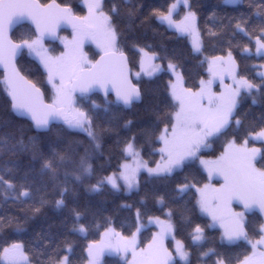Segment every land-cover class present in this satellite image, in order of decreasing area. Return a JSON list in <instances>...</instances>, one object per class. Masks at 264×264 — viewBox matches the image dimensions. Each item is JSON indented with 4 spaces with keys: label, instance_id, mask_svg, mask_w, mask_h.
<instances>
[{
    "label": "snow or ice",
    "instance_id": "obj_1",
    "mask_svg": "<svg viewBox=\"0 0 264 264\" xmlns=\"http://www.w3.org/2000/svg\"><path fill=\"white\" fill-rule=\"evenodd\" d=\"M180 2L174 0L167 11L153 9L150 16L173 29L178 39H186L193 55H202L204 41L197 14L191 10L188 0H183L185 12L177 18L175 13ZM130 3L131 0H123L125 6ZM225 3H243V0H225ZM82 5L85 14L77 15L72 6L56 3V0L47 4L39 0H0V69L3 70L0 85L10 103V112L30 121L29 127L36 133H48L62 125L64 131L82 134L86 138L69 140L63 148L47 149L41 146L36 135L25 139L22 129L18 138L12 135L0 138V153H31L32 159L40 161L41 171L49 174L50 182V187L49 184L35 186L26 173L17 182L13 177L18 169L5 165L0 172V196L4 204L9 208L31 211L33 215L45 206H52L57 210L67 209L74 217L63 238L47 232L37 234L28 243L5 242L6 246L0 249V264H101V256L106 251L130 253L132 258L127 261L125 257L126 264H191L188 245L176 239V213L171 209L164 211L168 203L165 196L159 194H155L154 199L161 206L164 218L148 216V223L157 231L143 247L138 243L143 219L137 209L135 231L131 235L115 231L106 219L107 226L99 233L100 239L90 240L83 250L87 253L86 259L75 257L76 244L68 235L79 234L87 239L90 226L81 222L83 213L79 208L69 206L67 185L71 179L77 184L87 182L88 190L93 192H102L107 187L113 192L131 193L139 191L137 177L141 170L150 178L167 180L197 160L202 172L197 170L191 178L185 176L170 193L172 203L190 197L185 202V211L198 210L210 220L206 226L197 223L192 227L189 233L192 244L202 248L207 240L205 227L219 225L222 244L234 245L243 241L250 246V251L245 249L241 254L242 258H235V264H264V224L250 235L246 220L248 213L257 209L264 216V162L260 167L256 166L258 156L264 161V150L248 147L249 139L264 140V127L255 131L250 126L249 135L243 142H238L236 133H233V138L225 141L222 151L214 158L204 159L202 156V150L209 148L211 142L228 135L245 94L252 98L253 105L264 104V73H259V84L241 76L232 53L235 37L241 36L244 41L242 52L251 55L250 45L254 42L255 54L264 59V0H260L259 5L256 0H248L249 9L256 8L254 13L227 17V22L222 20L216 31L209 30L210 36L226 43L228 52L226 56L204 57L200 64H207V78L202 76L198 85L192 87L186 86L184 75L178 71L175 51L161 56L152 50L151 45L141 46L135 40L130 45L139 53V71L135 73L134 82L131 62L114 23L115 17L121 13L120 5L114 3L108 11H105L102 0H82ZM137 12L135 7L126 8L129 20L137 18ZM22 23H29L31 27L17 41L11 33L14 26ZM62 25L71 27V39L58 35L57 29ZM47 40H59L63 50L56 54L54 49L45 46ZM88 42L97 49L92 55L84 50ZM235 46L240 47V42ZM25 51L43 69L44 83L34 82L23 74L25 69L19 66L18 57H22ZM156 60H167V69L162 63H155ZM165 71L171 73L164 86L165 94L162 97L153 94L149 110L154 120L141 133L154 153L159 154V159L154 166L143 160L135 136L118 139L116 145L123 158L118 170L107 172L91 183L97 175V162L104 158V137L116 131L118 113L144 99L143 77L152 81ZM217 81L219 91L214 87ZM49 90L51 102H46ZM101 92L104 94L103 105L93 101L87 109L76 106L77 93L81 98L91 99L92 95ZM110 94H114V100L108 99ZM101 112L107 126L98 122ZM261 122H264V116ZM131 123L126 121L122 127L130 128ZM235 125L238 132L244 121L236 118ZM99 167L106 171L103 163ZM191 198H194V204L188 208ZM234 205H239L241 210H236ZM123 207L131 206L125 204ZM28 219L27 214L19 217L10 214L7 208L2 209L0 233L23 234ZM191 223V216L181 213V224ZM100 227L95 225L97 231ZM169 237L174 241V251L166 244ZM200 257H216L214 264H233L231 256L214 247L202 250Z\"/></svg>",
    "mask_w": 264,
    "mask_h": 264
},
{
    "label": "trees",
    "instance_id": "obj_2",
    "mask_svg": "<svg viewBox=\"0 0 264 264\" xmlns=\"http://www.w3.org/2000/svg\"><path fill=\"white\" fill-rule=\"evenodd\" d=\"M42 3L51 0H39ZM173 0H131L128 6L123 4V0H102L105 11H108L114 3L119 4L121 7V13L116 16L114 23L117 25L118 30L121 33V44L126 48V54L130 60L131 69L138 68L139 53L131 48L133 40L138 42L141 46L151 45L152 50L156 51L159 55H165L167 52L171 55L174 51L178 54L177 59L179 61L178 70L184 75L186 86L192 87L194 84L198 85L199 79L207 77V65L206 63L201 66L200 61L206 56L220 55L228 52L226 43L219 38L209 35V30L216 31L220 26L221 21L227 22V17H238L241 13L251 15L256 11V8L249 9L248 0H243V3H225L224 0H188L191 4V10L196 12L198 25L201 30L204 51L202 55H193L191 52V45L186 39H178L173 29H168L165 24H160L155 17H151L150 14L153 9H161L167 11L168 5ZM60 4H67L73 7L77 15L84 14L82 11L83 5L81 0H56ZM259 5L260 0H256ZM127 7H135L137 12V18L129 20L126 15ZM30 25L27 23L20 24L15 27L11 33L13 39L19 41L24 35L29 32ZM33 30V28H32ZM34 31V30H33ZM70 30H61L60 34H69ZM246 40V38H244ZM240 42V47H236L235 43ZM243 42L241 36H236L234 39V46L232 47L233 57L236 61L237 72L241 76L252 80L259 84L260 75L256 73L258 65H260L264 59L258 57L255 52L251 51V55L242 52ZM48 47L59 52L62 47L58 42L50 43L45 42ZM251 50L254 49V42L250 45ZM85 50L89 55L96 52L91 46H86ZM26 52V51H25ZM19 66L25 69L23 74L27 75L29 79H32L37 83H44V77L42 75L43 69L39 66L38 62L30 58L26 53L22 57L18 58ZM158 63H162L165 69L167 66V60H157ZM30 73V74H29ZM170 72H163L159 74L158 78L149 81L148 78L143 77L141 87L145 91L144 99L141 102L133 104L131 108L122 109L118 113V120L116 122V131L110 134H106L104 137V158L102 161L97 162V175L92 179L91 183H95V179L101 175L107 174L113 170H117L119 164L122 162V154L116 145V141L123 139H130L133 136L137 138V147L142 150V158L145 161H149L151 165L155 164V161L159 159V154L154 153L153 147L149 145L144 137L141 135L142 130L146 128L153 120L149 107L153 100V94L160 95L164 93V86L167 84L170 78ZM0 78H2V72L0 71ZM135 82L136 79H133ZM50 94V91H49ZM49 94L46 98L48 101ZM255 94V93H254ZM77 107L90 108L93 101L97 104L103 105L104 98L99 94L92 95L91 99L81 98L76 94ZM109 100H114L109 95ZM252 98L245 97L241 99L240 106L238 108L236 118L244 121V126L236 131L235 119L232 121V128L229 129L228 135L220 137V139L213 141V146L209 149H203L202 155L214 156L217 155L223 148V144L227 139L233 138V133H236L238 141H241L249 135V128L254 127L257 131L261 127H264L262 116H264V104L257 103L253 105ZM101 119L99 123H105L104 114L100 113ZM126 121H131L130 128H124L122 125ZM30 122L24 120L21 117L15 116L10 112V103L7 101L6 94L3 93V86L0 85V138L12 135L16 138L19 137L20 130L24 131L25 139L27 136L36 135L41 140V146L43 148L48 147H60L66 146L69 140H84L86 139L82 134L68 133L63 130V126L54 127L51 132L48 133H36L29 127ZM118 133V135H117ZM256 144L264 150V142L258 141L251 142ZM158 147V145H157ZM82 151V149H81ZM261 157H257V167L261 166ZM103 163L106 171L102 170L99 165ZM5 165L15 166L18 172L13 179L17 182L21 181L27 174L29 181L34 182L35 186H42L49 184V174L46 171H41V163L38 160L32 159L31 153H20L13 155L11 152L0 153V172L3 171ZM197 170H200V166L195 162L194 165L185 168L183 171L177 172L173 177L167 180H157L150 178L148 173L141 171L138 174L139 191L128 192H113L107 187L102 192H93L88 190V183L77 184L70 179L69 192L67 194V200L70 207H77L83 213L81 222L90 226V231L87 234V239L79 234L69 233L68 238L73 240L76 244L75 257L83 256L87 257V253L83 250L87 247L90 240H98L100 238L99 233L104 230L105 220L109 223L117 232H121L124 235H130L135 230L136 211L140 209L143 219V228L139 234L140 244H145L150 238L155 229L152 224H146L149 215H160L163 217L161 206L155 202L154 195H163L168 203L167 211L171 209L176 213L174 220L178 224V231L176 232V238L184 241L188 245V250L191 253V264H214L216 257H200V252L206 250L208 247H214L217 251L227 253L233 259L235 264V258L241 256L247 249L250 251V246L246 245L243 241L234 245L222 244L220 240V230L218 227H205V233L207 240L203 242V247H198L192 244L189 233L195 224L199 223L202 226L209 224V219L206 216L199 214L198 210L192 213L185 211V202L190 197H185L177 203L170 201V193L176 187L177 183L183 182L184 177L196 175ZM202 172V170H200ZM62 179V177H61ZM199 179V176H197ZM204 179H207L204 174ZM194 191V190H193ZM130 205L131 207H123V205ZM194 204V198H191V203L188 204V208ZM8 209V212L12 215L23 217L25 214L29 217L27 223L24 225L25 232L23 234H16L11 231L0 233V249L6 246V243L12 242H25L28 243L37 237V234H44L51 232L55 236L63 238L64 233L71 226L74 219L67 209L57 210L52 206L43 207L39 213L33 215L31 211H21L19 208H9L7 204H4L2 196H0V210ZM181 213L191 216L192 223L190 225L181 224ZM262 215L258 210L249 212L246 216V220L249 225V233L251 235L253 230L259 229L262 223ZM23 222V221H22ZM101 225L97 231L95 225ZM258 237V236H257ZM39 247V243L36 244ZM101 264H126V261L120 256L112 254H106L102 257Z\"/></svg>",
    "mask_w": 264,
    "mask_h": 264
},
{
    "label": "rangeland",
    "instance_id": "obj_3",
    "mask_svg": "<svg viewBox=\"0 0 264 264\" xmlns=\"http://www.w3.org/2000/svg\"><path fill=\"white\" fill-rule=\"evenodd\" d=\"M225 1V0H224ZM81 2H82V0H81ZM174 2V0L171 2V3H173ZM170 3V4H171ZM184 12H185V9H184V6H183V0H181V2H180V4H179V6H178V8H177V10H176V13H175V15H176V17L177 18H180L181 16H183L184 15ZM85 14V13H84ZM166 25V24H165ZM167 26V25H166ZM71 35H72V30L70 29V32H69V34H63V33H61V34H59V36L60 37H67V38H69V39H71ZM56 41H58V43L61 45V47H62V49L60 50V51H62L63 50V45L61 44V42L59 41V40H56ZM45 46L46 47H48V45L45 43ZM86 46H91L94 50H96L97 51V49L95 48V45L94 44H91V42H88V43H86L85 44V46H84V50H85V47ZM86 51V50H85ZM251 51H253V52H255V45H254V49L253 50H251ZM87 52V51H86ZM26 54H27V52H25ZM56 54H59V52H56ZM220 55H223V56H226L227 55V52L226 53H223V54H220ZM220 55H214V56H220ZM211 56V55H210ZM210 56H208V57H210ZM139 58V57H138ZM138 61H139V59H138ZM155 63H157V64H160V63H158V61L156 60L155 61ZM207 65V64H206ZM262 65H264V61L260 64V65H258V67H257V70H256V73H264V67H262ZM137 66H138V68H136V69H131V71H132V73H133V75H132V79H136V77H135V73L137 72V71H139V63H137ZM166 68H167V66H166ZM179 71V70H178ZM145 78H147V77H145ZM207 78V77H206ZM205 78V79H206ZM226 82H229L230 83V81H226ZM215 87V90L216 91H219V82L217 81V83H216V85L214 86ZM50 91V90H49ZM48 102H51V95L49 94V97H48ZM260 130V129H259ZM259 130H257V131H259ZM247 137H248V135H247ZM230 139H232V138H230ZM244 140V139H243ZM243 140H241V141H238V142H243ZM215 141V140H214ZM258 141H262V142H264V140H255V139H249V144H248V147H256V148H258V149H261V147L260 146H256V144H251V142H258ZM213 146V142H211V144H210V147L209 148H211ZM209 148H206V149H209ZM223 149V148H222ZM220 151H222V150H220ZM218 154H219V152H218ZM217 154V155H218ZM203 156V158L204 159H211V158H214V156H216V155H214V156H204V155H202ZM196 163L199 165V160H197L196 161ZM155 165V164H154ZM154 165H152V166H154ZM257 166V165H256ZM118 170V169H117ZM142 172L144 171V170H141ZM145 172V171H144ZM234 208L236 209V210H241V207L239 206V205H234ZM258 210V209H257ZM262 223L261 224H264V216H262ZM209 223H210V220L208 221ZM146 224H149L148 223V220H147V223ZM145 224H143V226H144ZM112 226V225H111ZM113 227V226H112ZM214 227H218L219 228V225H216V226H214ZM143 228V227H142ZM219 230H220V228H219ZM104 231V230H103ZM102 231V232H103ZM116 231V230H115ZM135 231V230H134ZM154 231H157V229H156V227H155V229H154ZM153 231V232H154ZM220 233H221V230L219 231ZM131 235V234H130ZM256 238H258V237H256ZM100 239V238H99ZM98 239V240H99ZM151 239V238H150ZM177 240H179L178 238H176ZM148 242V241H147ZM146 242V243H147ZM11 243V242H10ZM138 243H139V245H140V247H143L145 244H140V242H139V236H138ZM166 244L170 247V249L172 250V251H174V248H175V245H174V241L171 239V237H169V239L166 241ZM106 254H112V255H117V256H120L121 258H123L124 260H125V257H126V260L127 261H130L131 260V254L130 253H127V254H125V253H119V254H117L116 252H105L102 256H101V262H102V257L104 256V255H106ZM86 259V258H85ZM178 259V258H177ZM125 260V261H126Z\"/></svg>",
    "mask_w": 264,
    "mask_h": 264
},
{
    "label": "water",
    "instance_id": "obj_4",
    "mask_svg": "<svg viewBox=\"0 0 264 264\" xmlns=\"http://www.w3.org/2000/svg\"><path fill=\"white\" fill-rule=\"evenodd\" d=\"M40 2V1H39ZM51 1H48V2H45V3H43V4H47V3H50ZM42 3V2H41ZM56 3H58V2H56ZM22 24H24V23H22ZM27 24H29V23H27ZM20 25V24H19ZM30 25V24H29ZM18 26V25H17ZM17 26H14V28L15 27H17ZM63 29H65V30H70L71 29V27L70 26H68V25H62L60 28H58L57 29V32H58V35H59V33H60V31L61 30H63ZM33 30H34V28H33ZM48 42H56V40L55 41H52V40H47ZM19 58V57H18ZM98 58V57H97ZM131 68V67H130ZM0 71L1 72H3V70L2 69H0ZM78 95H79V93H77ZM97 94H99V95H101L103 98H104V94L101 92V93H97ZM110 96H112V98L113 99H115V96H114V94H110ZM46 102H48L47 100H46ZM16 116V115H15ZM30 122V121H29Z\"/></svg>",
    "mask_w": 264,
    "mask_h": 264
}]
</instances>
